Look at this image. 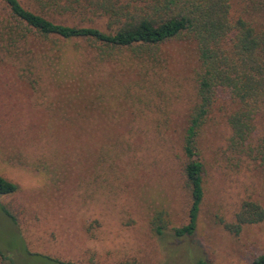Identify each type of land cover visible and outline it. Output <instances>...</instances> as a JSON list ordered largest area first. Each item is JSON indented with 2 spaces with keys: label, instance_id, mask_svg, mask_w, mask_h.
<instances>
[{
  "label": "rangeland",
  "instance_id": "374dc122",
  "mask_svg": "<svg viewBox=\"0 0 264 264\" xmlns=\"http://www.w3.org/2000/svg\"><path fill=\"white\" fill-rule=\"evenodd\" d=\"M10 15L0 0V37ZM84 26L105 30L104 21ZM17 52L0 39V174L19 186L0 202L20 224L0 210V250L16 264H254L264 255V222L239 235L226 228L244 202L264 209V168L227 161L236 109L227 95L199 139L207 174L197 230L175 236L192 204L182 138L199 66L193 42L166 43L157 62L129 52L104 61L87 41L39 35ZM257 127L262 134L264 114ZM157 213L169 223L162 235L151 224Z\"/></svg>",
  "mask_w": 264,
  "mask_h": 264
},
{
  "label": "trees",
  "instance_id": "16d2710c",
  "mask_svg": "<svg viewBox=\"0 0 264 264\" xmlns=\"http://www.w3.org/2000/svg\"><path fill=\"white\" fill-rule=\"evenodd\" d=\"M3 1L11 15L0 39L12 57L18 56L17 49L32 35L87 41L104 61L129 52L139 60L157 62L161 47L172 40L183 38L195 44L199 66L182 138V180L192 204L188 224L174 229L177 238L194 236L197 230L207 174L199 139L220 96H229L236 107L227 120L231 132L227 161L237 170L250 163L264 168V130L260 134L257 127L264 114V0H245L241 11L236 9L237 0H35L38 12L26 9L19 0ZM58 18L78 20L80 25L56 23ZM98 21H104L105 30L84 26ZM18 191L17 184L0 174V198ZM0 210L20 226L10 204L0 202ZM163 217L157 213L151 222L159 235L169 228ZM262 222L263 207L246 201L236 223L226 228L239 235L244 226ZM0 264L16 263L0 250ZM254 264H264V255Z\"/></svg>",
  "mask_w": 264,
  "mask_h": 264
}]
</instances>
